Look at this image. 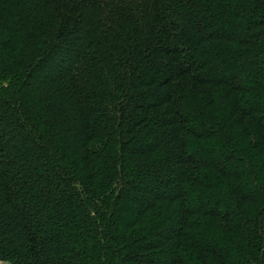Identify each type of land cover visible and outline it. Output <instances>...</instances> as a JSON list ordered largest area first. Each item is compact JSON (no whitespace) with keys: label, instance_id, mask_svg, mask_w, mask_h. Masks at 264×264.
<instances>
[{"label":"trees","instance_id":"obj_1","mask_svg":"<svg viewBox=\"0 0 264 264\" xmlns=\"http://www.w3.org/2000/svg\"><path fill=\"white\" fill-rule=\"evenodd\" d=\"M264 264V0H0V264Z\"/></svg>","mask_w":264,"mask_h":264},{"label":"rangeland","instance_id":"obj_2","mask_svg":"<svg viewBox=\"0 0 264 264\" xmlns=\"http://www.w3.org/2000/svg\"><path fill=\"white\" fill-rule=\"evenodd\" d=\"M135 264V263H134Z\"/></svg>","mask_w":264,"mask_h":264}]
</instances>
